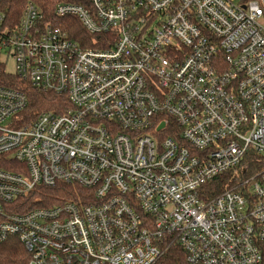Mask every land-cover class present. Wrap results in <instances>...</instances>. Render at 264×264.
I'll list each match as a JSON object with an SVG mask.
<instances>
[{
  "label": "built area",
  "instance_id": "1",
  "mask_svg": "<svg viewBox=\"0 0 264 264\" xmlns=\"http://www.w3.org/2000/svg\"><path fill=\"white\" fill-rule=\"evenodd\" d=\"M8 1L0 64L68 106L26 124V95L0 85V244L17 239L26 264H155L172 245L190 264H261L264 170L207 186L264 158V0L55 4L93 47L32 2L14 23ZM58 183L85 194L20 206Z\"/></svg>",
  "mask_w": 264,
  "mask_h": 264
},
{
  "label": "trees",
  "instance_id": "2",
  "mask_svg": "<svg viewBox=\"0 0 264 264\" xmlns=\"http://www.w3.org/2000/svg\"><path fill=\"white\" fill-rule=\"evenodd\" d=\"M9 13L11 19L15 23L19 18L21 9L27 2L37 5L44 13L48 20H52L63 31H66L69 37L77 43H85L90 40L89 47L98 46L93 43L94 39L100 36L89 35L79 22L74 18H55L53 8L59 2H75L74 0H9ZM11 10V11H10ZM0 85L9 86L22 91L27 97V107L24 111L29 117L28 124L31 120L41 112H60L59 108H67V100L52 93H43L31 87L28 82L18 79L15 75L5 71L4 65L0 64ZM264 170V158L253 153L247 152L241 161L238 172L235 175L232 172L220 175L209 183L208 190L210 194L215 195L223 190L236 185L255 174ZM85 194V190L74 185L58 183L53 187L34 188L23 199L19 201L20 206L24 210H30L38 206H54L67 201L77 202L78 198ZM21 209L18 212H22ZM264 255V249H262ZM29 255L23 249L22 245L15 238H10L0 244V264H26ZM155 264H190L184 251L172 245L168 247L163 255ZM264 264V259L262 263Z\"/></svg>",
  "mask_w": 264,
  "mask_h": 264
},
{
  "label": "rangeland",
  "instance_id": "3",
  "mask_svg": "<svg viewBox=\"0 0 264 264\" xmlns=\"http://www.w3.org/2000/svg\"><path fill=\"white\" fill-rule=\"evenodd\" d=\"M1 61L4 62V67H5V71L6 72H12L14 69H13V60L11 58L9 59H5V56L2 55L1 57Z\"/></svg>",
  "mask_w": 264,
  "mask_h": 264
},
{
  "label": "water",
  "instance_id": "4",
  "mask_svg": "<svg viewBox=\"0 0 264 264\" xmlns=\"http://www.w3.org/2000/svg\"><path fill=\"white\" fill-rule=\"evenodd\" d=\"M163 127V124H161L159 127H158V129H161Z\"/></svg>",
  "mask_w": 264,
  "mask_h": 264
}]
</instances>
